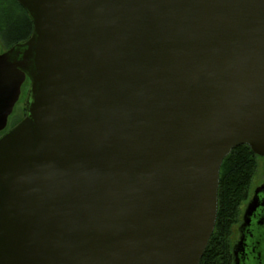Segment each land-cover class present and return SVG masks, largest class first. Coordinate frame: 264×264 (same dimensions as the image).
<instances>
[{"label": "water", "instance_id": "1", "mask_svg": "<svg viewBox=\"0 0 264 264\" xmlns=\"http://www.w3.org/2000/svg\"><path fill=\"white\" fill-rule=\"evenodd\" d=\"M16 1L33 29L0 46V264H199L223 159L264 157V0Z\"/></svg>", "mask_w": 264, "mask_h": 264}, {"label": "trees", "instance_id": "2", "mask_svg": "<svg viewBox=\"0 0 264 264\" xmlns=\"http://www.w3.org/2000/svg\"><path fill=\"white\" fill-rule=\"evenodd\" d=\"M32 29L30 18L16 0H0L1 49L24 42ZM28 83L26 79L22 88ZM256 158L248 146L239 145L223 159L219 170L216 220L199 264H231L232 228L239 221L241 207L250 193Z\"/></svg>", "mask_w": 264, "mask_h": 264}, {"label": "flooded vegetation", "instance_id": "3", "mask_svg": "<svg viewBox=\"0 0 264 264\" xmlns=\"http://www.w3.org/2000/svg\"><path fill=\"white\" fill-rule=\"evenodd\" d=\"M264 179L256 187L263 185ZM255 187V188H256ZM249 193L246 201L241 207L239 222L235 227L234 236L231 238L230 255L231 264L234 263L233 248L243 239V252L240 254L241 260L246 264H264V189L257 193L258 205L250 216L249 223L240 228L243 221V214L248 202L254 196V190Z\"/></svg>", "mask_w": 264, "mask_h": 264}, {"label": "rangeland", "instance_id": "4", "mask_svg": "<svg viewBox=\"0 0 264 264\" xmlns=\"http://www.w3.org/2000/svg\"><path fill=\"white\" fill-rule=\"evenodd\" d=\"M2 51H4V49H1V52ZM28 89H29V83L26 87L21 88V93H20V97L18 99V102L15 104L13 111H12V114L8 118L6 130L11 128L15 124H17L24 117V115L26 113L25 101H26V95H27ZM263 179H264V157L263 156H257V158H256V170H255V173H254L252 180H251L250 192L259 183H261ZM239 219H240V217H239ZM236 225L237 224H235L232 228L231 238H232V236H234Z\"/></svg>", "mask_w": 264, "mask_h": 264}]
</instances>
